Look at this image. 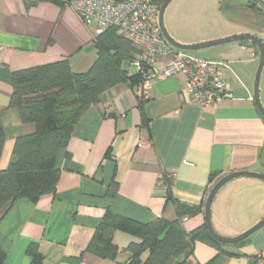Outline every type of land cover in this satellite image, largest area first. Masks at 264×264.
Listing matches in <instances>:
<instances>
[{
  "label": "crops",
  "instance_id": "crops-1",
  "mask_svg": "<svg viewBox=\"0 0 264 264\" xmlns=\"http://www.w3.org/2000/svg\"><path fill=\"white\" fill-rule=\"evenodd\" d=\"M215 1L216 27L211 32L169 31L171 35L182 43L243 32L264 40V0ZM195 15L190 14L196 20ZM96 33L67 5L42 1L28 7L24 0H0V110L6 131L1 169L9 165L16 138L35 130L22 122L17 108L8 107L12 72L64 58L75 72H86L98 56ZM227 43L232 44L221 48L220 57L214 59L229 65L225 71L229 94L217 106L185 103L182 73L152 81L141 105L137 89L127 82L102 93L58 152L56 191L37 203L18 200L2 219L4 264H129L128 246L135 237L126 231L114 232L113 242L119 248L115 258L88 250L109 213L144 223L158 217L173 221L178 218L176 198L202 209L184 217V228L192 231L205 224L206 198L222 176L241 170L264 173V116L254 98L259 51L252 42ZM172 58V52L160 55L157 65ZM260 89L264 104V69ZM212 174H218L214 182ZM112 181L118 183L114 197L107 195ZM169 187L171 199L166 196ZM262 219L263 179L235 178L213 199V225L223 236H237ZM242 241L225 244L221 250L197 240L194 257L203 264H255L264 250V227ZM33 242L41 255L38 260L27 252Z\"/></svg>",
  "mask_w": 264,
  "mask_h": 264
},
{
  "label": "trees",
  "instance_id": "trees-1",
  "mask_svg": "<svg viewBox=\"0 0 264 264\" xmlns=\"http://www.w3.org/2000/svg\"><path fill=\"white\" fill-rule=\"evenodd\" d=\"M24 1L28 7L42 1L60 6L66 4L65 0ZM153 1L162 5L165 0ZM94 45L98 56L86 72H75L67 58L12 72L13 91L8 107L17 108L22 122L34 125L35 130L16 138L8 167L0 168V223L18 200L37 203L42 196L56 191L60 173L58 152L68 145L74 126L92 105L100 101L102 93L122 82L136 89L141 85L143 76L138 67L134 73L128 69V65L138 58L139 49L127 36L119 33L116 26L96 33ZM139 100L141 105L144 98ZM147 121L145 118L146 126ZM5 141L0 110V159ZM216 178L218 174L211 175L212 182ZM165 179L168 181L171 177ZM117 189L118 183L112 181L107 195L114 197ZM170 189L166 190L168 199L173 198ZM173 200L178 212V218L173 221L158 217L144 223L109 213L96 228L88 250L102 257L115 258L119 248L113 242V235L116 230H123L135 237L128 246L131 252L129 264H203L194 257L197 240L220 249L225 244L210 236L206 224L187 231L183 225L184 217L202 209L176 198ZM27 252L34 260L41 258L36 242L28 246ZM5 260L6 254L0 249V264ZM204 264H210V261Z\"/></svg>",
  "mask_w": 264,
  "mask_h": 264
},
{
  "label": "built area",
  "instance_id": "built-area-1",
  "mask_svg": "<svg viewBox=\"0 0 264 264\" xmlns=\"http://www.w3.org/2000/svg\"><path fill=\"white\" fill-rule=\"evenodd\" d=\"M88 27L100 32L116 26L118 32L127 36L139 49L135 64L142 72L143 81L137 88L138 96L146 98L152 81L175 73L186 77L182 89L185 103L201 106H217L228 96L229 86L225 60L200 58L187 51L172 47L162 34L159 24L160 7L153 0H65ZM172 52L173 58L157 65L160 55ZM255 264H264V250L255 259Z\"/></svg>",
  "mask_w": 264,
  "mask_h": 264
},
{
  "label": "water",
  "instance_id": "water-1",
  "mask_svg": "<svg viewBox=\"0 0 264 264\" xmlns=\"http://www.w3.org/2000/svg\"><path fill=\"white\" fill-rule=\"evenodd\" d=\"M173 0H165L163 4L160 7V12H159V24L161 27V31L163 36L165 37L166 41L174 48L180 49V50H198L202 49L205 47H210L214 45H220L224 44L227 42L231 41H249L252 42L258 49L259 51V66L255 78V85H254V98L256 105L261 112V114L264 116V104L261 101V96H260V83H261V77H262V71L264 69V40L255 35L251 34L249 32H243V33H238V34H233L230 36L226 37H220V38H215L207 41H202V42H194V43H182L178 40H176L171 33L169 32L166 23H165V14L167 11L168 6L171 4ZM254 2L251 3L253 5ZM238 177H254V178H259L264 180V173H259V172H254L250 170H241V171H236V172H231L229 174H226L222 176L211 188V190L208 193V196L205 201V224L208 230V233L210 236L218 243L220 244H233L240 242L246 238H248L251 234L259 230L260 228L264 227V219L258 221L255 225H253L251 228L246 230L245 232L233 236V237H227L223 236L220 233L217 232L213 225L212 221V203L213 199L218 192V190L225 185L227 182L238 178Z\"/></svg>",
  "mask_w": 264,
  "mask_h": 264
},
{
  "label": "rangeland",
  "instance_id": "rangeland-1",
  "mask_svg": "<svg viewBox=\"0 0 264 264\" xmlns=\"http://www.w3.org/2000/svg\"><path fill=\"white\" fill-rule=\"evenodd\" d=\"M198 7V10H195ZM208 9V10H207ZM195 12L197 15L196 20L190 16L191 12ZM206 14V16H205ZM216 13V1L215 0H173L168 6L165 14L166 26L172 33L183 34H200L201 32H211L215 27ZM207 28H205V26ZM184 37V36H182ZM214 45L205 47L198 50H191V52L198 57L218 59L220 57L221 48L228 46ZM128 69L131 73L137 71V66L132 63L128 65Z\"/></svg>",
  "mask_w": 264,
  "mask_h": 264
}]
</instances>
